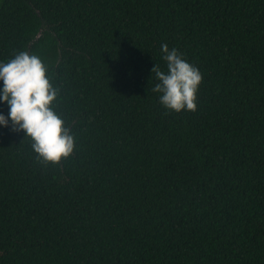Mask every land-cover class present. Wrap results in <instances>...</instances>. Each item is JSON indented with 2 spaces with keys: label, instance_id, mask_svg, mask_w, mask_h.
Segmentation results:
<instances>
[{
  "label": "trees",
  "instance_id": "obj_1",
  "mask_svg": "<svg viewBox=\"0 0 264 264\" xmlns=\"http://www.w3.org/2000/svg\"><path fill=\"white\" fill-rule=\"evenodd\" d=\"M162 44L194 114L152 91ZM22 51L76 143L45 165L0 129V264H264V0H0V62Z\"/></svg>",
  "mask_w": 264,
  "mask_h": 264
},
{
  "label": "clouds",
  "instance_id": "obj_2",
  "mask_svg": "<svg viewBox=\"0 0 264 264\" xmlns=\"http://www.w3.org/2000/svg\"><path fill=\"white\" fill-rule=\"evenodd\" d=\"M166 70L152 69L158 82L152 91L160 106L169 113H195L197 93L202 84L200 70L176 49L160 48ZM60 92L53 85L48 66L37 55L19 52L8 62H0V104L8 115H0V129L23 134L37 158L45 165H58L72 156L75 137L56 111ZM23 140V141H24Z\"/></svg>",
  "mask_w": 264,
  "mask_h": 264
},
{
  "label": "water",
  "instance_id": "obj_3",
  "mask_svg": "<svg viewBox=\"0 0 264 264\" xmlns=\"http://www.w3.org/2000/svg\"><path fill=\"white\" fill-rule=\"evenodd\" d=\"M40 34H41V33H39V34L37 35V37H36V39H35V40H37V39L40 37Z\"/></svg>",
  "mask_w": 264,
  "mask_h": 264
}]
</instances>
